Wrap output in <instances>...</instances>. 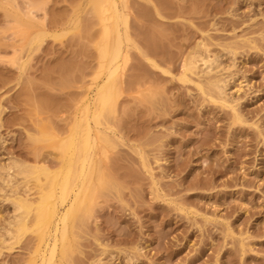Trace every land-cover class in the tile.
Here are the masks:
<instances>
[{
	"label": "rangeland",
	"instance_id": "rangeland-1",
	"mask_svg": "<svg viewBox=\"0 0 264 264\" xmlns=\"http://www.w3.org/2000/svg\"><path fill=\"white\" fill-rule=\"evenodd\" d=\"M30 5L57 35L31 51L14 18ZM127 6L130 60L101 128L115 136L108 131L111 142L98 152L109 186L76 225L69 264H264V0ZM99 32L88 0H0V168L14 166L0 171V264L33 257L34 233L13 249L3 243L13 230L12 201L25 189L15 163L58 162L40 139L66 136L103 79ZM195 54L226 70L183 82Z\"/></svg>",
	"mask_w": 264,
	"mask_h": 264
},
{
	"label": "bare ground",
	"instance_id": "bare-ground-1",
	"mask_svg": "<svg viewBox=\"0 0 264 264\" xmlns=\"http://www.w3.org/2000/svg\"><path fill=\"white\" fill-rule=\"evenodd\" d=\"M88 4L100 26L96 49L103 79L83 97L81 115L72 123L66 136L40 139L58 154L54 168L39 159L31 165L15 163L25 189L23 195H17L12 201L16 213L11 224L13 230H9V239L3 243L13 242L9 246L13 249L24 235L34 233L37 244L32 259L26 264H69L76 248V225L92 215L100 192L109 186L98 152L102 144L111 142L108 131L115 136L112 128H101L103 120L114 111L119 95L118 81L123 66L130 60L131 38L125 14L128 0H88ZM39 8L30 5L27 14L14 15L18 27L26 28L23 40L30 51L49 36L57 38L35 17L34 13ZM202 46L207 47L205 44ZM146 59L153 67L159 68L154 60ZM25 64L23 62L22 66ZM219 70L226 68L210 55L195 54L187 60L180 80L191 82L188 75L201 77V73L212 74ZM206 84L217 89L216 82L211 79L206 80ZM196 86L205 93L202 84L197 83ZM218 91L224 99L221 98L220 102L236 114V105L226 99V87L218 86ZM210 98L214 100L213 96ZM236 117L240 120L237 114ZM13 167L9 164L0 171L10 172ZM17 189L18 184L14 190ZM32 191L36 192L34 198H30Z\"/></svg>",
	"mask_w": 264,
	"mask_h": 264
}]
</instances>
